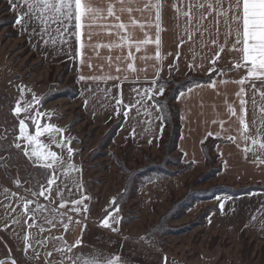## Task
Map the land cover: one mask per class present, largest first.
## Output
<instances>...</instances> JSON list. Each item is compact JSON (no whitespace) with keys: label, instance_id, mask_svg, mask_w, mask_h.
<instances>
[{"label":"rangeland","instance_id":"obj_1","mask_svg":"<svg viewBox=\"0 0 264 264\" xmlns=\"http://www.w3.org/2000/svg\"><path fill=\"white\" fill-rule=\"evenodd\" d=\"M9 17L10 13L5 11L4 5L0 3V21H7ZM11 29L8 26L0 28V94L5 93L15 107L17 101L23 106L24 103L32 101L33 95L39 98L42 93L50 89L49 93L58 98L51 99L38 111L37 105H33L35 111L30 110L27 115L30 117L35 112H39L42 117L39 121L41 124L50 123L60 129H67L62 134L63 140L67 141V137L72 138L78 154L76 156L81 159L82 174L77 167V159L68 153V148L72 149V142L65 143L64 148L61 149L49 140L48 133L38 138V142L45 146V151L55 152L66 162L62 168H58V174L60 180L71 189L63 192L64 200L69 202L66 203V209H59L58 197H53L51 201L42 197L40 200L49 208L63 212L65 221L68 220V216L72 217L65 228L59 227L62 225L59 222L54 225L45 224L43 219L38 217L37 225L44 227L41 232L39 227L30 229L26 227L25 220L28 217L24 215L22 202L13 195L22 196L24 191L17 189L6 176L5 169L0 167V260L12 253L23 255L25 249L23 237L30 235L34 247L37 241L48 242L36 247V251L39 252L38 259H32V249L29 248L27 256L33 262L26 263L59 264L62 255L56 250L62 245L61 240L57 239L58 236H64L63 242L66 245L74 244L76 240L81 239V219L85 222H95L102 211L112 205L111 201L115 195L121 192L123 174L114 162L113 158L116 156L129 169L133 170L139 165H145L157 168L158 172L147 176L149 181L142 180L141 187L131 192L121 207L115 208L119 209L116 217L118 222L110 221V227L107 229H116L120 224L119 229L124 238L156 250L177 262L182 261L183 264H264L263 238L246 234L232 237L228 233L212 230L206 226L207 217L214 212L212 209L220 195L209 199L197 197H204L202 192L214 186L224 184L238 186L221 181L217 177L218 174L213 176L210 172L211 167H217L218 159L209 165L204 162L200 166L193 164L187 166L176 151L166 150L161 145L134 147L127 142L117 145L108 138L104 140L109 127L94 124L84 114L78 98L70 97L76 86L73 75L64 72L62 65L45 63L18 36H10ZM167 76L163 78L166 79ZM21 88L24 89L23 96H21ZM168 88L170 85L167 86ZM0 101L2 103L3 100ZM11 113L12 110L7 112L4 106L0 108V134L4 137L7 131L6 141L9 143L13 140V134L8 128L12 125L9 120ZM21 118H25V113H21L19 119ZM50 118L55 120V123ZM6 119L7 123L4 122ZM26 123L31 124V119H26ZM26 131L35 135V132L29 131V127ZM52 135L57 141L61 140V136L55 133ZM126 145H129L128 150L125 148ZM123 150L127 151L124 159ZM19 162L15 160L12 164L22 167ZM69 164L73 167L68 168ZM9 173L16 180L19 179L24 188L29 186L31 176L27 177L28 173H21L19 170V174L16 175L13 169H9ZM40 175L36 173L35 179L39 180ZM85 196L88 199L84 206L90 211L79 215L71 212L70 202ZM115 209L111 210L113 214L116 213ZM12 220L20 222L12 224ZM5 225L9 226L5 229ZM156 226L159 232L147 237L150 232L155 233ZM45 252H51L52 255L46 257ZM55 252L57 253L53 254ZM94 256L119 257L120 264H135L83 242L70 253H63L65 264H68L70 257H80L83 264L84 260ZM7 264L11 262L7 261Z\"/></svg>","mask_w":264,"mask_h":264},{"label":"crops","instance_id":"obj_2","mask_svg":"<svg viewBox=\"0 0 264 264\" xmlns=\"http://www.w3.org/2000/svg\"><path fill=\"white\" fill-rule=\"evenodd\" d=\"M6 1L8 2V0ZM104 2L106 0H97L101 7ZM144 2L145 0H140L139 5H131L134 9L131 13L127 11L121 13L120 5L117 4L115 15L120 17L119 20L108 17L105 13L103 19L94 21L90 28L82 29V32H91V37L89 39L87 35H82V43L85 47L81 49L79 56L75 55L79 45L75 43L74 36L70 38L69 44L62 45L57 42L52 45L49 42L45 45L44 40H49L48 35H45L43 40L39 36L29 35L34 24H29L27 31H24L16 23L14 24L19 34L18 38L26 41L30 50L42 58L45 63L60 65L63 61H69V72L75 77L79 88L77 98L84 114L94 124L107 128L119 119L120 114L122 115V121L112 138L113 143L117 145H123L129 140L134 147L157 146L162 122L159 109L154 106L156 104L151 97L160 94L155 91V85L151 81L167 76L170 65H174L171 69L180 78L188 72L205 75L211 71L212 60L216 59L217 47L210 43L211 39L216 38L215 36L210 38L207 34L203 37L195 35L192 41H189L185 36L181 42L180 37L184 34L183 20H180L181 26H178V13L174 8V5L184 7L181 0H159L162 5L160 9L162 31L160 34L161 59L158 61L155 57L154 29L139 27L141 23H146L149 20L154 21L155 10H146L143 13L135 10L137 7H142ZM184 3H187V0H184ZM127 7L129 5L126 4L125 8ZM23 10L25 9H21V11ZM11 11L17 18L19 12L12 9ZM131 19L137 21L136 26L131 25ZM116 23H124L126 28L117 31L113 27ZM205 27H209V25L206 24ZM37 30H39L38 27ZM226 31V25L221 23L220 32L222 35L219 37L221 45L224 42L223 33ZM146 34L150 40L147 45L141 43ZM56 35V33H52L53 37ZM121 36H124L128 41L123 47L119 46ZM129 43L133 45L131 49L128 47ZM137 43L141 44L139 52L135 50ZM96 45L99 47L93 50L91 46ZM104 45H113V47H104ZM130 53L134 57L132 60L128 59ZM177 53H179L178 58ZM145 57L149 58L144 59ZM237 58L238 54L231 51L230 47L229 50L220 53V58L216 63L217 69L230 70L224 77H221L218 72L213 80L238 81L243 78L246 75V69L236 70L232 65V61ZM129 63L133 65L131 69L128 68ZM190 64L195 65L191 70L188 67ZM117 68L120 71H117ZM81 76L84 77L83 80L80 79ZM92 77L97 79L93 80ZM146 89L152 91L147 96H143ZM256 89L257 107L254 109L251 102L254 96L251 81L246 82L244 86L243 98L248 101L246 114L240 113L239 100L236 96L240 86L237 83L230 82L226 85H219L216 89L194 88L183 98H180L178 94L175 102L179 110L180 132L176 143V152L179 153L182 161L190 162L194 166L203 165L201 145L206 139L212 138L216 140L213 153L220 162L218 179L234 185L264 184V152L251 144V137L247 143L243 140L233 143L227 139L229 135L237 136L238 129L243 131L238 123L240 115L244 117L246 124L251 127L252 134L255 135L261 119H264V114L260 111V107L264 106V101L259 95V91H264V88L259 82H256ZM141 96H143L142 104L138 103ZM117 99L121 101L120 105H117ZM226 103L235 108L237 116L228 113L225 107ZM40 109L37 106V111ZM137 109H139V114ZM124 111L129 113L127 118L123 115ZM17 119L19 120V118ZM51 120L55 123V120ZM253 120L256 121L255 124L252 123ZM29 131L34 133L36 129L33 127V130L29 129ZM208 133L213 135H207ZM216 134H219V138H216ZM72 143L71 155L77 159V167L82 174L81 159L73 154L76 146L73 141ZM245 147L250 149L247 153L244 152ZM25 158L31 163L28 157ZM33 166H38V164ZM50 206L55 207L52 204ZM217 207L218 210L211 212L207 217L206 226L208 228L228 233L232 237L246 234L264 239V191L224 197L218 202ZM103 218L99 219L98 216L97 220L91 223L80 218L82 223L80 238L84 244L103 249L135 264H183L182 261L177 262L156 250L124 238L119 229L120 224L115 230L103 227ZM67 223L68 220L59 227L65 228ZM58 237H62L65 241L63 235ZM13 257L18 261V264L33 262L31 260L26 263L23 255L18 253H14Z\"/></svg>","mask_w":264,"mask_h":264},{"label":"snow or ice","instance_id":"obj_3","mask_svg":"<svg viewBox=\"0 0 264 264\" xmlns=\"http://www.w3.org/2000/svg\"><path fill=\"white\" fill-rule=\"evenodd\" d=\"M140 0H106L101 7L97 0H8L13 11H18L15 23L19 25L24 31L28 30L29 24H34L32 31L29 33L30 36L36 35L44 39L45 35L49 36V40H44V44L47 45L51 42L55 45L57 42L60 44H69L70 38L74 36L75 43L79 47L75 51V55L79 56L81 54V49L85 47L82 43V35H87L90 39L91 32H82V29L90 28L94 21L104 18V15L108 17H114L119 20L120 17L116 16L117 12L116 5L119 4V11L121 13L127 11L131 13L134 9L131 7L133 4L139 5ZM184 7L181 8L178 5H174L178 13V26L180 25V20H183V35L180 37L181 42L186 36L189 41H192L195 35L203 37L207 34L210 38L215 36V39H211L210 43L217 47L216 59L212 60V68L209 72V82L200 83L197 82L194 85L189 84L187 86V91L181 90L179 92V97L183 98L189 93H191L194 88L198 89L201 87H207L210 89H216L219 85H226L227 83H237L240 86V90L237 92L236 96L239 100L240 113L246 114V101L243 98L244 86L246 82L251 81V87L253 88L254 96L252 98L253 108L257 107V102L255 99L256 82H259L262 88H264V0H181ZM129 7L125 8V5ZM162 5L159 0H145L142 7H137L135 10L143 13L146 10H155L154 21L149 20L146 23H141L139 27L141 29L148 28L154 29L155 31V43L156 51L155 57L159 61L161 59L160 44H161V9ZM21 9H25L21 11ZM131 25L134 27L137 25L135 19H131ZM224 23L226 25L227 31L223 33L224 42L223 45L219 42V37L222 35L220 32V25ZM208 24L209 27H205ZM37 27L39 30H37ZM113 27L117 30H123L126 28L124 23H116ZM215 29V32H213ZM52 33H56L55 37ZM125 43H128L124 36L120 37V47H123ZM145 45L150 43L147 34L145 39L141 42ZM93 50L99 45L91 46ZM104 47H113V45H104ZM129 49L133 47L130 43L128 44ZM230 50L238 54V58L232 61L234 69L239 70L241 68L246 69V75L238 81H229L226 79L213 80L211 79L212 72H219L221 77L227 75L230 69L219 70L216 67L217 60L220 58V53ZM135 50L139 52L141 50V44L137 43L135 45ZM179 53H177V58ZM134 57L131 53L128 56L129 60ZM145 57L144 59H148ZM195 65L190 64L189 70H191ZM89 67L91 65L89 64ZM133 67L132 63L128 64V68ZM170 69L174 65L169 66ZM117 71H120L117 68ZM158 75V73H156ZM81 80L84 79L83 76L80 77ZM91 79L95 80L96 77ZM118 79V78H113ZM151 83L155 85V91L160 95L164 94L165 84L159 83L156 79L152 80ZM152 91L151 89H146L143 96H147L148 93ZM21 96H23L24 89H20ZM261 100L264 101V91H259ZM143 96L138 103H143ZM44 98H38L35 95L32 97V101L26 102L21 106V103L17 101L16 106L12 109V113L15 117L19 118L21 113H25V118L19 119V135L14 134L13 140L8 143V148L14 147L18 152H22L25 157L31 160L33 165H37L42 170L41 179L36 180L33 178V182L29 184L27 188H24V195L17 196L13 194L15 198L22 202V208L24 210V215L28 217L25 220L26 227L28 229L32 227H39L40 231L44 230L43 225H37V218H42L45 224L54 225L57 222L64 223V213L58 211L56 208H49L47 205L43 204L40 198L44 200L51 201L53 197L59 198V209H66V202L64 200L63 192L68 189L67 185L60 180L58 174V168H62L66 163L53 151H45V146L38 142V138L43 136L45 133L49 134V140L55 144L56 147L61 149L64 148L65 143L71 144L72 138L69 137L67 141L63 140V132L67 129H60L52 124H41L39 121L42 119L39 112H35L34 115L30 117L27 115L30 110L35 111L33 105H40ZM117 105L121 104L119 99L116 100ZM158 106V105H154ZM132 107V106H128ZM227 111L232 116H237L235 108L225 104ZM163 109L161 108V111ZM119 111V109H118ZM260 111L264 114V106L260 107ZM139 114V109H137ZM147 114V113H146ZM125 118L128 117L129 113L127 111L123 112ZM54 116V113H53ZM31 119V124L35 127V135L28 134L26 131L28 124L26 119ZM216 123V121H213ZM238 123L243 131L238 129V135H229L227 139L230 142L238 143L243 140L246 143L251 137V144L256 146L261 152H264V119H261L259 126L256 128L255 135L251 132V127L246 124L245 119L242 115L238 118ZM253 124L256 123L255 120L252 121ZM61 136V140L57 141L55 136ZM207 135H213L208 133ZM7 131H5L4 137L6 141ZM216 138H219V134H216ZM7 142V141H6ZM7 150V148L5 149ZM250 149L248 147L244 148V152H248ZM69 155L72 154V149L68 148ZM35 159H31V158ZM73 165H68V168H72ZM17 188L23 187V184L19 179L14 181ZM88 197H83L81 199L71 201L70 211L76 214L87 213L90 211L85 207V202ZM113 207H115V200L111 201ZM222 206V205H221ZM15 211V209H13ZM119 209L116 213L109 209H105V217L102 220V226L105 228L110 227V221L112 223H117V215ZM47 213V215H44ZM68 220L71 221L72 217L68 216ZM31 221V223H29ZM19 220H12V224H18ZM78 222V221H77ZM9 225H5L6 229ZM115 230V229H113ZM61 240V247L56 251L62 255L59 264H65L63 258V253H70L73 248L79 247L82 244V239H78L72 245H66L63 242V238H57ZM25 242V258L27 259L29 248L32 249V259L39 258V252L36 251V247L45 245L48 241L41 240L36 242V247L32 246L30 235H25L23 237ZM51 252H45V256H51ZM0 264H7V261H0ZM11 264H18L15 259L12 260ZM68 264H81L80 257H70L68 259ZM83 264H120V258H101L99 256H94L89 260H84Z\"/></svg>","mask_w":264,"mask_h":264},{"label":"trees","instance_id":"obj_4","mask_svg":"<svg viewBox=\"0 0 264 264\" xmlns=\"http://www.w3.org/2000/svg\"><path fill=\"white\" fill-rule=\"evenodd\" d=\"M0 3L4 5L5 11L10 13L9 20L7 21H0V28L3 27H10L12 28V33L10 36L12 37H17L19 36L18 31L15 29L14 24L16 20V15L12 13L11 7L8 4L6 0H0ZM23 43L26 45V41H23ZM42 59V58H41ZM60 65L63 66V71L66 73L69 72V61H63ZM217 72H212L211 79H214ZM74 77V76H73ZM75 79V77H74ZM159 83H163L166 85L164 89V94L159 95V96H152V101L158 105V109L161 115V122H162V127L160 131V138L158 140V145L162 146L164 149L169 150V151H176V143L177 139L179 137V132H180V122H179V110L177 107V104L175 102L177 95L181 90H186L187 86L189 84H195L197 82L200 83H206L209 82V73L205 75H197L192 72H188L184 77L179 78L176 77L174 74V70L170 69L167 78L160 77L157 79ZM170 85V88L167 89V86ZM49 90L44 92L40 98L46 97V99L43 100V102L38 106V109H40L41 106H43L45 103L49 102L51 99L58 98V97H53L50 93ZM79 95V88L76 84L74 92L70 93L71 98H76ZM0 99H2V103H0V108L3 106L7 110V112H10L13 109V104L12 102L8 99V96L5 93L0 94ZM1 102V101H0ZM82 107V106H81ZM161 108L163 109L161 111ZM9 120L11 121L12 125L8 126L10 132L17 136L18 134V126L19 122L17 118L11 113ZM122 121V115L120 114L119 119L111 123L109 126V130L107 131L105 135V139L108 138V140H112L116 130L118 129L120 123ZM7 123L6 121H4ZM30 130H33L32 124L28 125ZM0 137H3V135L0 134ZM127 144H130L131 142L128 140L126 141ZM8 141L6 142L5 139L0 138V167L2 169H5L6 176L8 179L14 184V186L17 188L15 185L14 181H16L15 177H13L9 173V169H13L14 173L17 175L19 174V170L21 173H28L27 177L31 176L30 183L33 182V178H35L36 173L42 172V170L38 166H33L22 154V152H18L14 147L8 148ZM216 144V140L212 138L206 139L202 145H201V150H202V155L204 162L209 165L211 162L214 160L218 159V157L213 153L214 146ZM7 148V150H5ZM126 150H128L129 145H126ZM123 150V156L122 158L124 159L126 157L127 151ZM74 155H78L77 151L75 150L73 152ZM179 155V153L177 152ZM212 154V155H211ZM180 156V155H179ZM91 157V156H90ZM114 162L116 165L120 168V172L123 174V185H122V190L118 194L115 195L114 199L115 200V207H113V204L106 209L113 210L116 207H121L123 204L124 200H126L129 196V194L133 191H135L137 188L141 187L142 185V180L144 182L149 181V178L147 176L151 174H155L157 171V168L155 169L152 166H145V165H139L135 169H129L126 167L123 161H121L118 157L114 156ZM15 160H19V164H22V167H18L17 164H12ZM186 163V162H185ZM192 163L188 162L186 165H190ZM211 173L213 176L219 173L220 171V162H218L217 167L210 169ZM26 178V177H24ZM27 179V178H26ZM25 179V180H26ZM39 179H41V175L39 176ZM29 183V184H30ZM136 183V185L134 184ZM17 189H22L24 191V187L17 188ZM255 191H264V184L260 183H250V184H240L238 186H230V185H219V186H214L213 188H210L204 192V197H197L200 199H209L214 197L215 195H220L219 199L216 202L215 207L212 209L214 211L218 210V202L227 196H238L242 194H249ZM208 213L205 215V218L207 217ZM105 216V209L102 211V213L99 216V219L103 218ZM122 221H124L123 218H121ZM65 221V220H64ZM159 232L158 226L155 228V233L150 232L147 237H150V234H156Z\"/></svg>","mask_w":264,"mask_h":264},{"label":"flooded vegetation","instance_id":"obj_5","mask_svg":"<svg viewBox=\"0 0 264 264\" xmlns=\"http://www.w3.org/2000/svg\"><path fill=\"white\" fill-rule=\"evenodd\" d=\"M30 249H31V248H30ZM13 255H14V253H12V254H8V255H7V258L5 257V258L1 259L0 261L7 260V261L12 262V260L15 259V258L13 257ZM23 257H24V259L26 260V262H27V261H31L29 258H27V259L25 258V251L23 252Z\"/></svg>","mask_w":264,"mask_h":264}]
</instances>
